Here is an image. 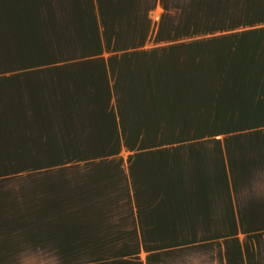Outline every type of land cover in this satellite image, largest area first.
<instances>
[{"label":"crops","instance_id":"crops-1","mask_svg":"<svg viewBox=\"0 0 264 264\" xmlns=\"http://www.w3.org/2000/svg\"><path fill=\"white\" fill-rule=\"evenodd\" d=\"M0 264H264V0H0Z\"/></svg>","mask_w":264,"mask_h":264},{"label":"rangeland","instance_id":"rangeland-1","mask_svg":"<svg viewBox=\"0 0 264 264\" xmlns=\"http://www.w3.org/2000/svg\"><path fill=\"white\" fill-rule=\"evenodd\" d=\"M3 67H6V66H3ZM9 69H10V67H9ZM10 134H11V133H10ZM13 163H14V162H12L11 160L8 161V162H6L5 167H4V170H5V171L10 170L9 172L16 173V172H17V171H15V170L17 169L16 166H15L14 168L11 169ZM15 168H16V169H15ZM26 168H28L27 162H20V169H19V170L26 169ZM13 169H15V170H13ZM23 180H26V178L23 179ZM20 181H22V178H21L20 180H18V178H6V179L4 180V182H3V184H4L5 186L11 187V186H13V185H17V184H19Z\"/></svg>","mask_w":264,"mask_h":264}]
</instances>
